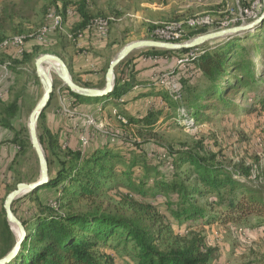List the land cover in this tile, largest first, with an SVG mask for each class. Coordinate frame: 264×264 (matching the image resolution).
Returning <instances> with one entry per match:
<instances>
[{
  "label": "trees",
  "instance_id": "1",
  "mask_svg": "<svg viewBox=\"0 0 264 264\" xmlns=\"http://www.w3.org/2000/svg\"><path fill=\"white\" fill-rule=\"evenodd\" d=\"M43 1L46 3L41 4ZM250 4L248 0L241 5ZM70 8L72 16L67 13ZM51 13L61 15L64 22L77 21L75 38L81 35L78 31L89 32L94 26L85 0L75 6L66 0H10L0 9V42L6 39L8 28L17 27L15 35L22 36L23 41L32 40V45L22 54L14 50L15 56L0 59V65L20 74L38 55L50 52L42 46L49 44L48 37L57 30L45 40L40 36L47 34L41 30L49 25L47 16ZM36 16L43 17L44 26L33 36ZM218 28L215 23L211 30ZM209 29L192 30L183 40ZM189 51L193 54L186 66L177 65L176 59ZM139 53L115 68L114 88L106 96L82 97L63 87L71 99V110L80 103L94 102L102 112L106 105L118 109L138 101L135 110L118 109L133 136L116 131L99 133L98 137L93 129L91 134L86 133L84 146L80 138L77 145H70L62 143L60 130L42 127L38 138L49 178L24 195L31 204L26 216L18 215L15 206L22 197L12 203L26 236L7 264H219L220 250L201 232L205 228L199 227L220 223L235 230L264 229V152L263 156L251 155L249 163L202 143L169 146L162 151L167 159L161 163L145 148L153 140L156 127L164 123L190 126L210 121L215 114L264 115V22L253 32L213 45ZM143 58H149L143 62L150 65L148 68L157 67L148 78H138L147 68L137 67ZM170 58L173 65L159 66ZM109 63L101 68V77ZM163 72L169 73L177 85L162 84L161 76L154 75ZM240 95L246 96L249 104L237 102ZM20 99V95L0 97V126L10 127L12 132L10 138L0 141V147L20 150L26 146L21 129L11 128ZM43 118L44 112L39 119ZM11 191L9 187L6 196ZM14 243L2 205L0 258ZM248 264H264V256Z\"/></svg>",
  "mask_w": 264,
  "mask_h": 264
},
{
  "label": "rangeland",
  "instance_id": "2",
  "mask_svg": "<svg viewBox=\"0 0 264 264\" xmlns=\"http://www.w3.org/2000/svg\"><path fill=\"white\" fill-rule=\"evenodd\" d=\"M9 1L10 0H0V9ZM66 1L75 6L80 0ZM245 1L246 0H222V2L218 4L204 8L187 9L190 11H186L182 15H177L175 9L177 5H173L174 7H172V0H85L89 15L94 19L100 18V20L107 22L106 26H102L105 28L103 29V36L94 28L89 32L85 30L82 32L78 31L81 35H77V38H75L73 27L77 24V21L75 19H70L68 22H64L62 19L61 26L57 28V31H51V33H54L51 37H48L49 44L42 47L63 51L65 47L72 46L81 53L86 52V55L88 53V55L91 54L93 57L104 58L103 66H105L126 44L132 41L155 39L165 42L180 43L193 38L183 40V37L192 30L207 27L210 28L209 31H212L211 28H213V24L215 23L218 24L220 28H223L229 23L239 20L240 15H242L241 11L243 5L241 4ZM44 3L46 2L43 1L41 4ZM190 4V0H184V5L189 6ZM249 9H256V11L252 13V16L258 12L261 13L263 10L262 6L258 7V0H253ZM72 15L73 10H70V16ZM199 17H208L212 25L198 26L192 29L184 23L186 20ZM173 19H176V21H172ZM32 24L33 27L36 28L33 32V36H35L39 29L44 26L43 17L36 16ZM151 26L155 28L150 29ZM93 27H95V25ZM162 27H169L167 30L183 29L185 35L180 39L166 41L165 39L158 38L154 34L157 29ZM17 29V27L14 29L8 28L4 33L6 37L5 40L7 41L5 44L3 43L5 40L0 42V59L12 58L11 56L15 54L14 50L18 49L19 44L23 41L22 36L15 35ZM152 35H155L157 39ZM15 38H17V43L15 42ZM84 42L89 44L94 43V48L96 50L93 51L92 47L87 48ZM218 42L221 41H214L208 44L213 45ZM27 43L28 40L25 39L21 45L22 51H19V53L16 52V54H22ZM9 47H12V50H10ZM146 49L148 48L135 50L125 59L140 54L139 52ZM190 53L193 54V52ZM35 59L36 58H34L31 65L25 67L20 74L16 75L10 70V66L6 68L0 65V97H8L11 99L17 95L21 96L18 112L11 119V128L15 130L21 129L20 137L26 145L24 149L20 150L16 147H0V206L4 203L6 192L9 187H12L13 190L18 183H30L37 180L39 177L38 160L30 144L27 129L28 117L43 94V87L35 73ZM178 60L180 59H176L175 61L177 65L181 67L186 66V64H179ZM44 66L47 67L48 65L45 64ZM51 77L54 83L53 95L51 98L53 99L57 98L56 96H59L60 93L63 92V85L56 72L51 71ZM103 83L104 77H101L97 88H102L104 85ZM166 83L169 84L170 81L166 80L162 84ZM78 85L89 87L83 86L82 84ZM237 102L242 105L249 104L246 96L243 95L237 97ZM68 103L69 102H66L64 99L60 100L58 105L59 110L63 115L73 118V116H76L75 111L68 107ZM135 107L137 106L132 108L135 109ZM118 112L120 113L116 107L111 106L101 114V119L92 115H84L80 120H76L69 126V129L72 130V132L69 133L71 135L68 138H62V143L67 144L70 142V144L77 145L76 142L78 138H80L79 141L81 140L82 146H84L86 144V133L91 134L93 129L96 130L93 132L94 135H98V137L99 133H105V135H107L115 134L116 131L131 135L132 137V131L125 125V120L121 118ZM43 126H46L44 118L42 120L39 119L37 122L38 135L42 133ZM5 128L10 134L12 133L10 127ZM72 137H74V139L71 141L70 138ZM198 143L209 146V148L214 151L220 150L230 158L240 159L243 157L250 163L252 160L251 155L257 154L263 156L264 115L258 117L257 115L246 116L242 113H227L225 115L215 114L212 115L210 121L199 122L190 126L164 123L160 127H156L153 140L146 143L145 148L150 154L155 155L156 160L163 163L167 159V155L163 154L162 151H166L169 146H195V144ZM79 145L81 144L79 143ZM24 195L25 194L21 195L20 197L22 198L19 197L20 200L15 203V206L19 209L17 213L20 216H23L22 214L26 216L31 210V204ZM47 195L51 196V194ZM113 199L114 197L110 198V200ZM252 224L255 223L252 222ZM199 228H205L201 230V232L208 238L211 245L217 246L220 250L221 257L219 264H248L264 256L263 228L245 227V229L242 230H235V227L220 223H214L210 226Z\"/></svg>",
  "mask_w": 264,
  "mask_h": 264
},
{
  "label": "water",
  "instance_id": "3",
  "mask_svg": "<svg viewBox=\"0 0 264 264\" xmlns=\"http://www.w3.org/2000/svg\"><path fill=\"white\" fill-rule=\"evenodd\" d=\"M261 6L263 8L261 13L258 12L255 13V15L253 16L242 17L237 21L229 23L223 28L197 35L185 42L172 43L155 39H141L129 42L110 61L104 76V85L102 88L82 87L76 84L70 76L66 63L58 55L43 53L37 56L34 61L35 73L43 87V94L28 117L27 129L30 144L37 156L39 165V177L37 180L30 183H18L15 189L9 192L4 200L3 209L6 215V221L14 233L15 243L12 248L3 257L0 258V264H7L16 256L17 252L20 249L21 243L26 236V231L22 222L12 211L11 205L13 201L19 198L21 195L26 194L31 190L45 184L49 178L46 155L40 144L37 134V122L39 120V117L49 106L51 101V96L54 87V83L51 77V71L56 72L62 84L78 96L90 98L106 96L110 92H112L114 88L115 68L131 52L142 48L179 51L182 49L195 48L205 43L223 41L234 36L242 35L247 32H253L258 26H260L264 22V0H261ZM45 64H47L48 66L45 67Z\"/></svg>",
  "mask_w": 264,
  "mask_h": 264
},
{
  "label": "crops",
  "instance_id": "4",
  "mask_svg": "<svg viewBox=\"0 0 264 264\" xmlns=\"http://www.w3.org/2000/svg\"><path fill=\"white\" fill-rule=\"evenodd\" d=\"M222 2V0H190V5H184V0H172L171 6L175 7L176 9V14L182 15L186 11H190L191 9L195 8H204L207 6L215 5ZM174 3V4H173ZM170 5V4H169ZM174 5V6H173ZM179 6V7H178ZM179 8V9H178ZM181 8V9H180ZM185 8V9H184ZM190 9V10H187ZM185 10V11H184ZM31 45H32V40L28 41L27 43V50H31ZM84 45L87 48H93V51L96 49L94 48V43H85ZM47 49V48H44ZM65 50H59L56 51L55 49H47L48 53L50 54H56L60 56L64 62L66 63L70 76L73 81H75L78 84H84V83H89V87L97 88L99 86V82L101 80V68L103 67L104 63V58L101 57H93L91 54L87 55L85 54L86 52H79L78 50L74 49L72 46H67L64 48ZM39 56V55H38ZM138 59H135L134 61L137 62ZM149 58H143L142 62L140 61L137 64V67H147L150 66L147 63H143L144 61H148ZM150 61V60H149ZM155 61V59H154ZM173 58L167 59L164 62L162 61L159 66H171L173 65ZM157 69V67H147L140 71L138 74V78H148L152 74L153 70ZM155 77V76H154ZM62 84V83H61ZM63 85V84H62ZM61 85V87H62ZM64 87V85H63ZM130 96V95H129ZM57 98H53L50 101L49 106L44 110V122L46 123V126L53 130H60V134L66 138L70 137L71 134L66 133L65 131H70L72 132L71 129H69V126L74 123L76 120H80L81 117L84 115H92L95 116L98 119H101V114L109 109L112 105H106L102 112H99L100 108H102L99 104L97 103H80L76 105L73 109L75 111V115L73 118H68V116L63 115L60 110H59V103L60 100L64 99L66 102H69L71 99L68 97L67 94L63 92L60 93L59 96H56ZM137 102L135 103H128L123 106H119V110H132L134 106H137ZM63 105V104H62ZM136 109V107H135ZM134 109V110H135ZM11 137L10 132L3 126H0V141L6 140ZM74 137L70 138L72 141ZM67 144H70L67 143ZM71 145V144H70ZM6 148H11V146H6Z\"/></svg>",
  "mask_w": 264,
  "mask_h": 264
},
{
  "label": "built area",
  "instance_id": "5",
  "mask_svg": "<svg viewBox=\"0 0 264 264\" xmlns=\"http://www.w3.org/2000/svg\"><path fill=\"white\" fill-rule=\"evenodd\" d=\"M246 3H248V0H246ZM261 6V0H258V7ZM70 10L69 9V16H70ZM256 11V9H249V5L246 6H242V15H240V18L242 17H248V16H252V13ZM239 18V19H240ZM95 20V27H91L92 29H96L97 32H99L102 36H103V27H102V21H100L99 19H94ZM212 24H208V19H199L198 21H194L193 23H188L187 26L189 28L195 29L198 26H209ZM214 25V24H213ZM57 30V16L56 13L54 15V17L49 20V25L47 27V34L46 35H42L40 36L41 39H45L46 36H48L49 34H51V31ZM154 34L161 39H165L167 40H172V39H180L182 38L185 34H184V30L183 29H176V30H167L166 28H159L157 29ZM17 53H19V50L21 49H15ZM190 52V51H189ZM189 52L187 54L184 55H189ZM154 75H159V76H164L166 78V80H169L171 83V87L174 85H177L176 82L174 81V78L171 77V75L169 73H156ZM83 139V138H81ZM83 142H85L84 140H82Z\"/></svg>",
  "mask_w": 264,
  "mask_h": 264
},
{
  "label": "bare ground",
  "instance_id": "6",
  "mask_svg": "<svg viewBox=\"0 0 264 264\" xmlns=\"http://www.w3.org/2000/svg\"><path fill=\"white\" fill-rule=\"evenodd\" d=\"M249 1H251V4H252V1L253 0H249ZM242 12V11H241ZM67 13L69 14V10L67 11ZM57 16V28L58 27H60L61 26V23H62V19H63V17L61 16V15H56ZM54 17V14H49L48 16H47V18L49 19V20H51L52 18ZM203 17H199V18H196V19H189V20H186L184 23L187 25L188 23H193L194 21H198L199 19H202ZM204 19H208V24H212V22H210L211 20H209V18L208 17H204ZM100 21H102V26H106L107 25V22L106 21H104V20H100ZM63 25V24H62ZM93 25H95V21L93 22ZM47 27L48 26H44L43 27V29H42V33L43 34H46L47 33ZM163 28V27H162ZM169 27H166V29H168ZM103 29H105V28H103ZM6 41L7 40H5L3 43L5 44L6 43ZM15 42L17 43V38H15ZM21 45H22V42L19 44V46H18V49H21V50H19V51H22V48H21ZM192 54L191 53H189V55H185V56H183V57H185V58H180V60H178V63L179 64H181V65H184L185 63H186V61H187V59H188V57H190ZM166 81V78L164 77V76H161V83H164Z\"/></svg>",
  "mask_w": 264,
  "mask_h": 264
}]
</instances>
